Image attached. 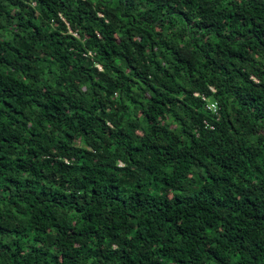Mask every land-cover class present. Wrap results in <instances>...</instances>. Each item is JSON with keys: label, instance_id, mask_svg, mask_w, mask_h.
Wrapping results in <instances>:
<instances>
[{"label": "trees", "instance_id": "16d2710c", "mask_svg": "<svg viewBox=\"0 0 264 264\" xmlns=\"http://www.w3.org/2000/svg\"><path fill=\"white\" fill-rule=\"evenodd\" d=\"M0 264H264V0H0Z\"/></svg>", "mask_w": 264, "mask_h": 264}, {"label": "built area", "instance_id": "2783aa9c", "mask_svg": "<svg viewBox=\"0 0 264 264\" xmlns=\"http://www.w3.org/2000/svg\"><path fill=\"white\" fill-rule=\"evenodd\" d=\"M208 108L210 109L212 113H215V107L212 103H209Z\"/></svg>", "mask_w": 264, "mask_h": 264}]
</instances>
